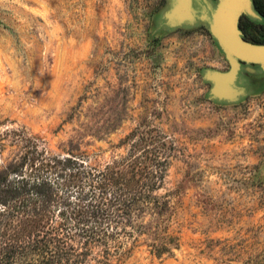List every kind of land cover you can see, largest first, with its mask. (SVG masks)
Returning a JSON list of instances; mask_svg holds the SVG:
<instances>
[{"label": "rangeland", "instance_id": "rangeland-1", "mask_svg": "<svg viewBox=\"0 0 264 264\" xmlns=\"http://www.w3.org/2000/svg\"><path fill=\"white\" fill-rule=\"evenodd\" d=\"M168 6L0 0V168L20 151L16 135L103 165L133 130L157 129L176 147L158 192L168 207L143 221L174 244L155 256L147 233L109 264H264V72L241 65L243 94L213 98L204 73L228 70L221 48L202 22L165 24ZM256 16L240 17L255 41L242 38L262 44ZM98 261L95 249L86 264Z\"/></svg>", "mask_w": 264, "mask_h": 264}, {"label": "trees", "instance_id": "trees-1", "mask_svg": "<svg viewBox=\"0 0 264 264\" xmlns=\"http://www.w3.org/2000/svg\"><path fill=\"white\" fill-rule=\"evenodd\" d=\"M16 136L20 151L0 168V264H86L95 249L109 264L147 233L155 256L169 252L174 239L143 221L168 207L158 192L176 151L169 136L135 129L121 141L123 153L103 165Z\"/></svg>", "mask_w": 264, "mask_h": 264}, {"label": "water", "instance_id": "water-1", "mask_svg": "<svg viewBox=\"0 0 264 264\" xmlns=\"http://www.w3.org/2000/svg\"><path fill=\"white\" fill-rule=\"evenodd\" d=\"M169 6L162 18L165 24L181 27L197 21L208 28L221 48L228 64L225 72L207 70L204 77L212 84L210 95L218 101L232 102L243 94L236 85L241 64L258 66L264 72V44H253L242 38L240 17H257L252 0H168Z\"/></svg>", "mask_w": 264, "mask_h": 264}, {"label": "flooded vegetation", "instance_id": "flooded-vegetation-1", "mask_svg": "<svg viewBox=\"0 0 264 264\" xmlns=\"http://www.w3.org/2000/svg\"><path fill=\"white\" fill-rule=\"evenodd\" d=\"M252 8H253V11L261 18L264 20V0H252ZM243 19V18H242ZM239 29L240 31L242 32V35L244 37V39H248L250 41H255V40H252L248 37V35L246 34V31H245V28L243 26V23H241V20H240V25H239ZM257 43H260V42H257ZM243 65V64H241Z\"/></svg>", "mask_w": 264, "mask_h": 264}]
</instances>
